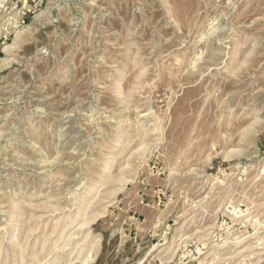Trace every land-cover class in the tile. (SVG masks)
Returning a JSON list of instances; mask_svg holds the SVG:
<instances>
[{"label":"rangeland","instance_id":"1","mask_svg":"<svg viewBox=\"0 0 264 264\" xmlns=\"http://www.w3.org/2000/svg\"><path fill=\"white\" fill-rule=\"evenodd\" d=\"M41 1L0 56V264H264V0Z\"/></svg>","mask_w":264,"mask_h":264},{"label":"built area","instance_id":"2","mask_svg":"<svg viewBox=\"0 0 264 264\" xmlns=\"http://www.w3.org/2000/svg\"><path fill=\"white\" fill-rule=\"evenodd\" d=\"M41 0H32V9L24 10L19 0H0V56L15 34L26 26L27 16L41 5Z\"/></svg>","mask_w":264,"mask_h":264},{"label":"crops","instance_id":"3","mask_svg":"<svg viewBox=\"0 0 264 264\" xmlns=\"http://www.w3.org/2000/svg\"><path fill=\"white\" fill-rule=\"evenodd\" d=\"M32 0H19V6H22V8L24 9V10H27V11H30L31 9H32ZM29 15H30V13H29ZM29 15L27 16V17H29ZM17 38V35H16V37H15V39ZM15 39H14V41H15ZM13 44H11V45H9V46H6L4 49H3V52H2V54H4V55H7V54H9L12 50H13V48H10V46H12ZM8 48V49H7ZM1 54V55H2ZM2 60H3V58H0V71H2L3 69H6L8 66H5L4 65V63H2Z\"/></svg>","mask_w":264,"mask_h":264},{"label":"bare ground","instance_id":"4","mask_svg":"<svg viewBox=\"0 0 264 264\" xmlns=\"http://www.w3.org/2000/svg\"><path fill=\"white\" fill-rule=\"evenodd\" d=\"M10 48H12V46H10ZM8 49V48H7ZM9 60H5L4 63L6 64ZM13 97V96H12Z\"/></svg>","mask_w":264,"mask_h":264}]
</instances>
